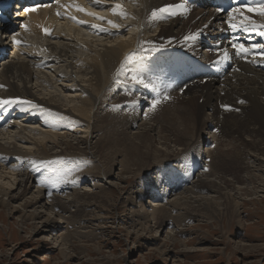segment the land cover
<instances>
[{"label":"rangeland","instance_id":"1","mask_svg":"<svg viewBox=\"0 0 264 264\" xmlns=\"http://www.w3.org/2000/svg\"><path fill=\"white\" fill-rule=\"evenodd\" d=\"M110 10L112 11V7H110ZM57 30L60 31V27H57ZM74 37L76 36L74 35ZM27 43V51L33 53L41 44V40L36 39L31 34ZM134 63L139 62L134 61ZM51 67V72L49 70L46 71V76L50 78H54L55 73L57 75L66 73L64 68L56 69L53 66ZM35 76L47 80L42 73L35 74ZM128 76H131V74ZM54 79L56 80V78ZM36 82H34L33 78L32 84L35 83L34 87L31 84L33 90L39 94L43 93L42 87L39 86L40 88H38V82ZM61 84L58 81L57 84L54 83L52 86ZM53 87L46 90L45 94H58L60 100L64 99L63 104L68 109L73 110L77 106L73 102L69 103V98L66 97V94L60 93L58 88L61 89V86H57L56 89ZM114 90L113 98L112 91H110L101 98L100 106L94 107L92 111L93 119L91 120H89V117H84L78 113H76L78 115L76 117L53 109L52 116H48L44 120H40V118L32 120L31 124L28 120L29 116H33L31 115L32 113L24 116L26 118L24 120L20 119V124L25 126L24 128L29 133L27 131H25L26 133H19L15 129L11 130L10 136L13 135L12 138L14 136L16 138L12 139L10 137V141L21 148L32 151L30 153L33 156L39 154L38 147L33 144L35 139L40 143L45 138V135L56 138L53 137L54 140L48 144L51 156L48 155L52 159L41 160L39 161L40 164L22 159L8 166L15 169L14 173L9 171V169L0 170V175L3 177L2 180H4L3 183L7 182L12 175L15 177L10 180L11 182L15 183L14 180L18 179L15 186L16 190H14L12 195H18L21 199L14 202L13 207L20 208L26 199L32 197L36 198L38 196L43 200L40 209L36 212L39 216L36 223L30 220L27 222L21 221L19 218L20 214H17L16 211L12 213V210H6L3 206L0 207V264H264V181L260 177L264 175V166L261 165L262 172L259 174L256 172L257 164H249L247 167L250 172L252 171L256 175V179L254 181L249 179L245 182V180L242 181L240 179L248 178L243 167L238 166L239 168H237L234 165L236 163L226 165L224 162L217 164V160L214 161L213 166L219 173L217 176L221 177L224 174L222 177L225 180H222L220 185L232 195L233 200L238 204V213L233 211L235 214L232 213V220H229V216L224 215L220 216L219 219L215 218L213 220L211 212L209 213L203 206H197L200 203L202 204V202L195 203L197 207L194 204L193 206L191 204L185 205V203L183 205L182 201H177V199L189 195V191L195 188L191 184L196 182L195 185L199 183L200 188L205 186V184L201 186L198 181L201 177L186 180L183 177V173L188 176L189 170L187 168L190 169L193 166L190 163L188 164L190 166H184L183 159L187 155L185 147L181 149V151L185 150V153L183 152L182 157L180 156L176 159L167 158V161L165 159L162 160L164 158L162 153L155 155L156 153L154 152L155 154L153 153L154 155L152 154L151 157L159 156L158 161H156V157L154 161L153 158H150L151 160L147 159L146 162L145 160H137L138 150H136V153H132L130 143L126 144V133H129V136L131 134L130 140L136 139V136L145 129L141 124H148L150 121L148 122L146 116L143 115L145 109L141 106L136 117L127 115L125 111L126 102L121 103L119 101L120 97L116 98V95L119 94V88H114ZM75 93L79 94L80 92ZM96 93L95 91L93 94ZM194 96L195 99H200L198 94H194ZM178 97L182 101L186 99L185 96ZM72 98L73 100L75 99L73 94ZM181 105H184V103L181 102ZM175 110L177 109L169 111L168 115H171ZM54 111L58 113H54ZM72 114H74V111ZM62 116L64 118H61ZM68 116L70 117L68 118ZM204 117L203 114L200 119L202 120ZM74 118H81L82 121L88 118V120H85L84 124H78L79 126L82 125L78 128L80 130L76 129L73 132L69 129L70 124L78 120L75 119L73 121ZM132 119L134 127L127 130L124 125L129 120L132 121ZM158 119L161 121L160 117ZM170 119L165 118L162 122L170 126L172 130L177 128L174 130L177 133H185V130L182 129L184 120L181 117L171 115ZM95 121L98 124V131L93 133L91 127ZM212 121H214L213 118ZM178 122H180V130H178ZM86 126H89V128ZM4 132V136L9 134L6 130ZM45 132L46 134L43 135L42 133ZM161 132V135H165V130H161ZM33 133L34 135H32ZM157 133H153L155 138L154 145L151 146L153 151L157 148H163L161 145L163 137ZM171 133L174 134L173 132ZM205 133L204 136L203 134L200 136L207 138V149V146H210L208 143H212V141H210L211 137L205 136ZM26 134L27 136L30 134V136L27 137ZM218 135L222 137L221 134ZM218 135L212 134V139H219L220 136ZM22 136H26L28 139L26 137L24 139ZM58 136L60 137L58 138ZM245 136H243L244 142L250 144L247 142L249 137ZM19 137L21 139H18ZM18 140H21L20 142L28 140L29 144L24 146ZM220 140L217 143L218 145H215L216 142H214L215 144L213 145L215 147L211 151L216 149V152H221L222 150V155L228 157H234L236 152L247 153L248 151L250 154L258 155L259 159H264V156L260 153L256 154L249 149L245 151L241 149V146L236 147L231 135L223 136ZM137 141L139 140H134V142ZM243 144L242 142V146H244ZM202 146H205V144L196 146L194 154L202 152L200 150ZM206 149L203 154L208 157ZM181 151H174V156ZM211 156H216V153ZM210 157L207 159L202 157V164H196L194 169L202 167L204 171V168H206V172H209L210 168L208 167L210 164L208 166V160ZM26 165H29V169H23ZM21 171L22 173H20ZM104 172L107 173V176L101 177ZM25 173L26 176L23 175ZM232 176L239 178L238 182ZM48 179H51V181ZM37 182L41 186L40 191L36 189ZM26 184L30 189L26 194H22L20 187H24ZM47 186L51 188L49 192L47 191ZM244 187V192H242L240 188ZM199 191L201 190H196L195 195H192L194 199L200 196V198L210 196L209 193L202 192L203 190ZM37 192L42 193L44 197H41V194ZM157 193L159 194L157 195ZM243 193L248 194L245 195ZM0 199H4L7 202L9 197L0 196ZM57 200L60 201L58 202ZM56 202L58 203L56 204ZM63 203L64 205H69L66 206L68 207L67 212L62 210L61 204ZM155 203L161 206L154 207ZM177 203L180 204L176 205ZM49 205H56L53 207V211L49 209ZM168 209L169 211H167ZM219 211L223 212L222 208H219ZM31 212H34V210H30ZM187 213L188 215H186ZM47 218L51 221L48 225L49 229L45 228L46 234H42L43 230L41 228V230H37L35 224L41 226ZM142 228L146 230L144 233L141 232L143 231Z\"/></svg>","mask_w":264,"mask_h":264},{"label":"bare ground","instance_id":"2","mask_svg":"<svg viewBox=\"0 0 264 264\" xmlns=\"http://www.w3.org/2000/svg\"><path fill=\"white\" fill-rule=\"evenodd\" d=\"M71 1L81 2L85 6L84 8L87 9L88 11L90 9L92 10L95 9L96 13H98L100 16L105 17L106 18L105 21H102L100 23H102L103 25H107L108 31H100L99 29H97L98 33L94 34L93 31L88 30V33L84 34L82 31L74 30L69 27L64 29V25H61V28H60L61 30L59 32L57 31L55 32V28L61 24L60 21L62 20V18L64 17L69 18V16H74L79 13V11H76L74 7H69L67 11L66 9L63 10V7H61V11H62L61 18H56V16L52 15L54 12V9L42 10V11L37 10L35 12H29L26 19L23 21V25L28 26L27 31L22 26L21 28H18L16 31H14L15 29L14 24H11L6 29L0 25V33L7 35V34H10L9 32L13 31L15 34L13 36H9V38L12 37L13 42L14 40L20 41L19 44L14 42L13 45L16 47V50H13V45L12 47H10L8 46L7 43H4L2 41V36L0 35V99L11 100V98H14L16 100H20L21 102L23 101L32 102L31 105L23 103L22 108L21 107L19 108L20 110L19 115H16V120H17L16 123L14 122L10 126H5V124L9 120H11L10 111L11 109L14 108V106H8L6 109H3V105L2 106L0 105V128H1L0 130V170L9 169V171H12L14 173L15 169L8 167V166L13 162H19V160H22V159L31 160L35 164H40L39 161L41 160L44 161V159L45 160L52 159L50 157L51 155L49 154L48 144L50 143V141H53L54 138L56 137L53 136L54 137L53 138L52 136H47L45 135L46 132L42 133L43 135H45V138L43 139L42 142L39 143L35 138H34L35 140L33 139L34 140L33 144L38 147V151H39L38 155L37 154H35L36 156L34 155L35 157L33 156V154L31 155L30 152L32 151H28V149L26 148H21L17 144L12 143L10 141V139L13 136V135L10 136L12 129H15V131L17 130L19 133L21 132L26 133L25 131L29 133L28 130L24 128L25 126L21 125L19 121L20 119L21 120L26 119L24 118V116H28L31 113H32L31 115L33 116L32 117L29 116L28 122L30 120H38L39 118L40 120H44L45 118H48V116H52L53 109H56L57 111L58 110L62 111L68 115H72L76 117H78V115L76 114L78 113L84 117H89L90 118L89 120H91L93 119L92 111L94 107L96 108L100 104L101 98L104 97L106 93H109L110 91H112V98H113V93L115 91L114 88H119V94L116 95V98L120 97L119 101L121 103L126 102V107H127V108L125 107L126 114L133 117L134 115L132 112V107L134 105V101L132 100L130 96L133 95L134 93H132V91L130 90L131 87L129 83H126L122 79L123 75L121 73V65L124 64L126 55L127 56L132 55L134 56V59L137 55L139 56L142 55V51H144L145 49L141 45L140 38H142V40H145L148 37L151 38L152 40L155 37H162V36L164 37V39H170L173 37L179 38L181 31L189 27H192L193 29H200L202 26L208 25V21L212 18V15L204 16L203 11L196 10L192 14L191 18L186 21L185 20L181 21V17H177L173 21V23H171V25H165L163 27L155 26L154 28L150 29L149 27H152V25L156 24L157 23L156 20H158V17L156 16L155 18H153L150 12L162 6L173 4L177 0H135L138 3V7L134 9L135 16L133 17V21L130 20L128 16L121 17L120 15H113L112 11L110 10V7H106V6H96L95 7L93 6L91 0H71ZM101 1L104 2L103 0ZM112 1H114L112 2V5L117 4V0H112ZM131 1H132V4L135 6L136 2H133L134 0H131ZM0 2H3V0H0ZM62 5H66V3ZM0 13L2 14V7H0ZM85 19L92 20L89 17H85ZM106 20H112L115 23L119 24L120 27L113 28L109 24L106 23ZM145 21H147L148 23ZM1 22L5 24L6 18L3 19ZM1 22L0 24H2ZM213 22H216V20L214 19ZM213 22H211L208 25L209 28L214 27ZM191 23H193L194 25L191 26ZM238 24L242 25V19L241 21H238ZM246 25H250L248 20L243 21L242 26H246ZM45 28H47L49 31L51 29L54 30L57 36V39L55 41H51V39H47L42 35V29H45ZM247 28H249V26H247ZM31 33H33V35L37 39L42 40V41L45 40L46 42L45 45H47L48 49L51 51L53 55L52 57H49L48 55H44V53L42 52V49L36 50L35 52H33V55H31L30 53L27 56H25L26 52L24 51L23 53L20 54V52L17 49V46L19 47L24 46L25 39ZM100 34H102V36H100ZM139 34H141V37L137 38ZM74 35L76 37H74ZM155 40H157V38L154 39L153 41ZM245 48L248 49L247 46H245ZM20 50H23V49H20ZM136 50H140V51L136 52ZM10 52H11V55L7 57L10 54ZM257 52L254 53L253 55H260V53L264 52V50H258ZM54 57L58 61H54L53 59ZM248 57L249 55L245 56L246 60L244 64H246L247 66L242 67L243 71L240 74L238 73L233 74L232 78H228L223 83L213 82V83H209L205 85L204 87H195L193 89L189 88L187 89L184 95L186 98L184 101L178 99L176 103H171L167 105L166 107L162 109L161 112H158L157 114H155L154 110L150 112L151 107L149 104V99H147L146 102L143 100L146 96L152 97L153 96L152 92L149 90H145L143 89L142 86H140V88L137 89L136 93H140L142 97H140L138 100L135 101L134 108L138 110L140 106L143 108L145 107L147 110V113H149V115L147 116V119H148V122L149 121L150 122L148 124L146 123L141 124V126H143L145 129L142 131L141 128H139L142 131V133L141 134L139 133V135L136 136L137 137L136 139L130 140L131 134L129 136V133H126V144L130 143V148H132V153H136V150H138L137 160L139 161L145 160L146 162L147 159L153 158V156L151 157V155L154 152L156 153V154L154 153L155 155H159V153H162V157H164L162 160L165 159L167 161L168 159H176L177 157H180L181 155H183V152L186 150L187 155L185 154L186 155L184 157L185 159H183L184 166L186 165L190 166L188 165L189 163L193 165L190 167V169L187 168L189 170V179L192 177H195V178L201 177L198 179V181L200 182L201 186L203 184H205V186L203 188L202 187L200 188L199 183L195 185L196 182L195 183L192 182L193 184L191 185L193 186V188L195 187L194 189H192L193 191L192 190L189 191V195L184 196L182 198L177 197L179 199V200L177 199V201H182L183 205L185 203V205L191 204L192 206L193 204L196 206L195 203L202 202V204L200 203L197 206H203L206 208V210L209 213L211 212V215H212L211 217L213 220L215 218L219 219L220 216L222 215L229 216V220H232V217H231L233 216L232 213L234 212L238 213V204L235 203L232 195L226 192L225 191L226 189H224L222 185H220V182L222 180H225V178L222 177L224 174H222L221 177L217 176L219 173L216 170V168H214L213 166L214 161L217 160V164L224 162L226 163V165L236 163L234 165H236L237 168H239L238 166L243 167L245 169V172L247 173L248 178L247 179L240 178V179L242 181L245 180V182H247L246 180H249V179L250 181L251 179L253 181L256 179L255 178L256 175L252 173V171L250 172L249 168L247 167L249 164L251 165L257 164L258 168L256 169L257 170L256 172L259 174H261L262 172L261 165L264 166L263 158L259 159L257 157L258 155L250 154L247 151V149H249V150L254 151V153L256 154L260 153L262 156H264V74L251 70L248 67V62H249ZM255 62L260 63V60H257V61L251 60L250 65L251 64L253 65ZM51 66H53V68H56V69L64 68L66 70V73H63L62 75L61 73H59V75H57L54 72L55 73L54 78H56V80L54 78H50L49 76H46V71L49 70L51 72L52 71ZM142 69L144 71L138 72L136 68H134L132 71V75L137 80H141L144 83L147 82L153 85L158 84L164 90L169 89L170 83L160 84L153 78L154 76L151 74V71L154 70L156 72L157 68L145 69L142 67ZM41 73L43 76H46L45 78H47V80L44 78H40V77L38 78L35 76V74H41ZM34 76L36 77V81L38 83L35 81ZM78 77H79V80H78ZM33 78H34V82L38 84L37 85L38 88H40L39 86L42 87L41 89H43L44 91L43 93L41 92V90H40L41 94L33 90V87L35 86V83H33L34 85L32 84ZM135 78H134V81H136ZM58 81L62 83L61 85H57V86H61L60 87L61 89L58 88L60 93L66 94V97L69 98L68 100L69 103L73 102L75 103V105H77L76 107L73 106L74 107L73 110L68 109L67 106L63 104L64 99L60 100L58 94L57 95H54L53 93L45 94V91L48 90L49 88H52L53 87L52 84L53 85L54 83L57 84ZM31 84L33 87L31 86ZM85 84H87V86H85ZM57 86H54L55 89L57 88ZM59 91L57 92L59 93ZM95 91L97 93L93 94ZM75 92H80V93L78 94ZM72 94H73V97L75 98L74 100L72 98ZM194 94H198L200 99L198 100L195 99V96L193 97ZM222 94L223 96H221ZM161 96H164V95L160 94L158 98H160ZM201 98L203 101L200 103L199 100H201ZM240 101H244V103H240ZM181 102H183L184 105H181ZM218 104L220 106V109H218ZM32 105H36L37 107H32ZM38 106L39 107L41 106L42 110H39ZM24 109H27V110L25 111ZM174 109H177V110L172 112L171 115H176L177 117H181L182 120H184L183 121L184 127L182 129L185 130V133H177L176 131H174L177 129L176 127H175L176 129L172 130L170 126L162 122L165 118H169V119L171 118V115H168V112ZM57 111H54V113L55 112L58 113ZM73 111L75 115L72 114ZM203 114L205 117L204 119L201 120L200 117ZM1 115H5V117H1ZM69 117L70 116H68V118ZM158 117L161 118V121L158 119ZM61 118H64V116H62ZM205 118L207 119L205 120ZM212 118L214 119V121H212ZM65 119H67V117H65ZM75 119H78V118H74L73 121ZM85 120H88V118L84 119V121ZM84 121H82L81 118L78 120H75L74 123L70 124L69 130L74 132V130L82 126V125L79 126L78 124H84ZM179 123L180 122H178V125ZM209 124H211V126ZM124 126H126L127 130L132 129V127H134L133 119L132 121L129 120ZM86 127L89 128V126H86ZM97 127H98V124H96V121H95L91 127L93 133L98 131ZM180 129L181 127L179 125L178 130ZM213 129H215L216 132H213ZM5 130L9 132V134L7 133L8 134L7 136H4ZM31 130L33 129L31 128ZM161 130L162 131L165 130V135L164 134L161 135L162 133ZM154 132H158L157 134H160L163 137V142L161 144L163 148L161 149L157 148L156 150L153 151L151 149L152 148L151 146L154 145V139H155L153 136ZM171 132H173L174 134H172ZM217 132H219L218 134H221L222 137L231 135L236 147L241 146V149L247 151V153L242 152V151L236 152L234 157H228V156L222 155L221 153L222 150L221 152H216L215 151L216 149L211 151L209 146H207L208 148L206 149L207 138H202L201 137L202 134L204 136V133H205V136L211 137L210 141H212V143H210V145L215 144L214 142H216L215 145H218L217 143L221 141L220 138L222 139V137L216 134ZM211 133L215 136L216 135L220 136V138L213 140ZM30 134L28 136L26 134V136L29 137ZM42 134H39V135H42ZM32 135H34V133ZM245 135L249 137L247 139V142H249L250 144H247L244 142L243 136ZM25 137L23 138L26 139L27 137L26 138ZM59 137L60 136H58V138ZM13 138H16V137L14 136ZM18 139H21V138L19 137ZM134 140H139V141L134 142ZM15 141L17 140L15 139ZM242 142L244 143L243 145L245 147L242 146ZM20 143H23L24 146L29 144L28 140L24 142H20ZM202 144H205V146H202L200 149L202 150V152L194 154V148L198 145L201 146ZM71 146L73 145L71 144ZM175 146L176 148H174ZM177 146H180L182 148L177 147ZM183 147H185V150L181 151ZM205 149L207 151L208 157L216 153V156L210 157L209 163H208V166L210 164V166L208 167L210 168L209 172H212V173L205 172L201 167V168H195L197 172L194 173V176H192L191 175L193 173L192 170H194L195 165L202 164L201 163L202 157L203 159L208 158L206 157V155L203 154ZM174 151H181V152L178 154H175L174 156ZM158 157L159 156L156 157L157 159L155 158L156 161L159 160ZM154 158H153V161H154ZM243 165L246 167H244ZM23 169H29V165H26V167ZM133 169L135 168L133 167ZM184 171L186 172V170ZM20 173H22V171ZM185 174L186 173H183V177L186 180L188 179V176H186ZM23 175L26 176V173ZM106 176H107L106 172L101 174V177H106ZM14 177H15L14 175L10 176L9 180L3 183L4 182V180H2L3 177L0 175V196L9 197L7 202L4 199H0V207L3 206V208L5 207L6 210L8 209L12 210V213L16 211L17 214H20L19 218L21 221L27 222L30 220L31 222L36 223L39 218L36 212L38 211V209H40L41 207L40 205L41 203H43L42 202L43 200L40 199L38 196L36 197L37 199L32 197V198L26 199L20 208L13 207V203L21 199L18 197V195L17 196L12 195L14 190H16L15 186H16V181L18 180L16 178L14 180L15 183L13 181L11 182L10 180L14 179ZM260 177L264 181V175H261ZM232 178L237 182L239 180V178L237 179V177H234V176H232ZM48 180L51 181V179H48ZM155 180L157 181V179ZM24 187L23 186L20 187L22 194H26V192L29 191L30 189L29 187H27V184ZM47 187H48L47 191L49 192L51 188L50 186H47ZM149 187L151 188V186ZM40 188L41 186L39 182H37L36 189L40 191ZM240 189L242 192H244L243 189H245V187L240 188ZM196 190H201V191L203 190L202 192L209 193L210 196L208 195L209 197H206V198H200L201 197L200 196L194 199L192 195L193 194L195 195ZM255 190L257 189L255 188ZM37 193L41 194V197H44L42 196V193L40 192H37ZM159 193H157V195ZM243 194L246 195L248 193H243ZM58 202H56V204ZM155 204L156 205H153L154 207L161 206V205H158L157 203ZM179 204L177 203L176 205H179ZM52 205L51 206L49 205L50 210L52 209L54 210L53 207L56 206V205L54 206ZM61 206L63 207V208L61 207L62 210H64V212H67L68 207L66 206H69V205H66V204L64 205L63 203L61 204ZM219 208H222L223 212L219 211ZM30 210H34V212L30 213ZM167 211H169V209ZM186 215H188V213ZM158 221H159V218H158ZM50 222H51L50 219L47 218L46 221L44 222L45 224L42 223L41 226L37 224L35 225H36L37 230L41 228L43 230L42 234H46V229H49L48 225ZM142 229L143 231L141 232L144 233V231L146 230L144 228Z\"/></svg>","mask_w":264,"mask_h":264},{"label":"snow or ice","instance_id":"3","mask_svg":"<svg viewBox=\"0 0 264 264\" xmlns=\"http://www.w3.org/2000/svg\"><path fill=\"white\" fill-rule=\"evenodd\" d=\"M93 6H102L101 5V0H91ZM50 5H36L34 7H31V8H25L24 11L27 13V12H35L38 10V8L40 7H49ZM61 7H65V8H68V7H74L76 9V11H79V12H84L85 14L87 15H90V16H93L95 17L96 19L98 20H101V21H105V17L103 16H100L98 13L96 12H90L88 11L87 9L85 8H82L80 7L79 5H61ZM175 7V6H168V7H165V8H161V9H158V10H154L152 12V17L155 18L157 16V12H168V11H171V9ZM179 7L181 8H184L185 5L184 4H181L179 5ZM246 11L247 12H250V13H256L262 17H264V0H258V3L256 4H253V5H245L244 6ZM217 11H222V9L220 8H217ZM112 13L113 15H120L121 17H126L127 16V12L125 11V9L123 8V6L121 4H115L113 7H112ZM236 13H241L242 14V9L241 8H233L231 10V12L229 13V20L231 22V20L234 18V14ZM172 14H175L174 12H172ZM57 15H62V13L60 12H57ZM70 19H72L73 21L77 22V23H80V24H84V23H87L86 21H79L77 20V18L75 16H69ZM244 20H248L249 23H252L253 25L255 24L254 21H251L249 20V18L247 16H243L242 15V25H243V21ZM106 23L109 24L111 27L113 28H119L120 25L115 23L114 21L112 20H106ZM26 31L28 30V26L27 25H21ZM233 29H235L237 27L236 24H232L231 25ZM93 28H97L99 29L100 31H108V29L106 28H102L101 25H92ZM256 27H261V28H264V25H258ZM244 30L245 31H248V28L247 26H244ZM44 32L46 34L49 33V30L47 28L44 29ZM261 35H264V32H261L260 33ZM194 40L196 39V36L193 35V36H190V37H185V40ZM15 43L19 44L20 41L18 40H14ZM234 48L237 49L236 51V55H244L246 54L249 49L245 48L243 45H239V46H236V45H233ZM256 48L258 49H264V45H255ZM261 57H264V52H261L260 53ZM223 57L225 60L229 59V53L227 52V50H225L223 52ZM134 60V56L132 55H129V56H126L125 57V61H124V64L121 65V69H123L124 65L125 64H130L132 63ZM138 83H142V81H138ZM146 87L148 85H145ZM168 97H163V99H167ZM20 101H17V100H3V99H0V105H7L9 103H18ZM161 102V100L159 98L157 99H154L152 101V105H151V108H150V111L152 110H155V108L157 107V105ZM22 103H26V104H30L31 105V101H23ZM240 103H244V101H240ZM32 107H37L36 105H32ZM227 107V106H225ZM25 111L27 109H24ZM50 194V193H49Z\"/></svg>","mask_w":264,"mask_h":264}]
</instances>
